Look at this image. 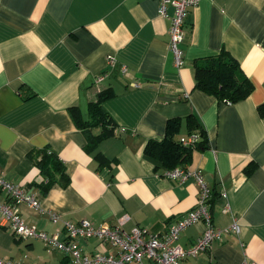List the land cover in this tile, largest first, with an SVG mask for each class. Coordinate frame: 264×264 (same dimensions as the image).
Masks as SVG:
<instances>
[{
	"label": "crops",
	"instance_id": "crops-1",
	"mask_svg": "<svg viewBox=\"0 0 264 264\" xmlns=\"http://www.w3.org/2000/svg\"><path fill=\"white\" fill-rule=\"evenodd\" d=\"M167 12L159 14L158 0H0V174L37 195L38 208L15 205L25 223L61 240L62 222L82 219L160 232L193 207L199 187L193 177H163L143 148L162 138L170 117L182 118L186 136L192 114L208 147L194 150L187 168L209 187L212 225L236 219L241 234L181 264H264V0H199L185 19L180 66L168 46L172 7ZM222 49L253 84L234 103L195 87L193 61ZM100 91L111 94L101 106L114 129L97 139L105 125L83 122ZM44 149L68 177L46 194L32 185L41 175L29 157ZM203 228L189 225L178 243L192 246ZM79 242L86 254L116 251L97 237ZM67 256L38 237L13 236L0 218V258L65 264Z\"/></svg>",
	"mask_w": 264,
	"mask_h": 264
},
{
	"label": "built area",
	"instance_id": "built-area-1",
	"mask_svg": "<svg viewBox=\"0 0 264 264\" xmlns=\"http://www.w3.org/2000/svg\"><path fill=\"white\" fill-rule=\"evenodd\" d=\"M199 0H158V12L167 17V9L172 7L169 17V49L172 51L177 66L183 63V50L179 46L185 34L184 23L189 10L197 5ZM110 59L109 63H112ZM106 73L97 75L96 82L101 81ZM198 138L196 133L180 138L183 144H191ZM162 176L183 182L188 177H193L199 187L197 199L191 209L186 211L176 220L168 223L160 232H151L146 228L134 226L130 230L122 228L124 219L117 225L110 226L106 223L94 224L90 220L82 219L77 223L63 221L64 239H59L58 234H48L39 231L33 225H27L15 205L26 203L34 208L40 206L35 193L28 192L24 186L6 181L0 174V218L4 225L12 230L15 237H38L49 248H54L67 253L65 264H181L187 256L196 257L199 253L210 249L215 240L223 241L230 234H241V227L236 219L226 227L212 225L209 210L210 192L200 170L192 171L185 168H163ZM224 193H222V196ZM51 220L56 223L59 215L50 213ZM203 223L204 228L194 244L188 248L178 243L179 235L189 225ZM97 237L101 243H107L116 249L115 253L107 254L94 251L92 254L83 253L79 240ZM0 264H24L20 260L0 258ZM245 264H255L245 261Z\"/></svg>",
	"mask_w": 264,
	"mask_h": 264
},
{
	"label": "trees",
	"instance_id": "trees-1",
	"mask_svg": "<svg viewBox=\"0 0 264 264\" xmlns=\"http://www.w3.org/2000/svg\"><path fill=\"white\" fill-rule=\"evenodd\" d=\"M195 72V87L213 95L218 100L229 103L246 98L253 90V84L240 68L239 63L222 49L218 54L193 61ZM111 94L108 91H100L96 100L88 105V121L85 125L104 124L105 129L93 138L101 139L112 135L114 125L110 116L102 108V102ZM264 112V110H261ZM187 123V135L196 133L198 138L191 144H183L180 141V128L182 118L170 117L165 122V130L160 140L149 139L143 148L148 156L161 162L163 168H185L191 160L194 150L203 151L208 147V139L199 121L192 114L184 119ZM110 125V127H107ZM196 129V130H195ZM34 164L39 169L41 179L32 185L41 193L46 194L50 186L58 178L68 180L65 167L61 159L49 149L29 154ZM162 168V169H163ZM211 200V199H210Z\"/></svg>",
	"mask_w": 264,
	"mask_h": 264
},
{
	"label": "rangeland",
	"instance_id": "rangeland-1",
	"mask_svg": "<svg viewBox=\"0 0 264 264\" xmlns=\"http://www.w3.org/2000/svg\"><path fill=\"white\" fill-rule=\"evenodd\" d=\"M84 253V252H83Z\"/></svg>",
	"mask_w": 264,
	"mask_h": 264
}]
</instances>
